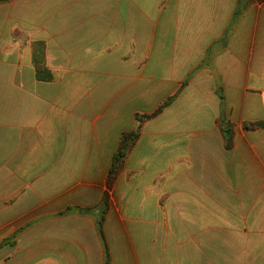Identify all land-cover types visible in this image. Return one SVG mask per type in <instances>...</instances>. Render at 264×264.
Masks as SVG:
<instances>
[{
    "label": "crops",
    "instance_id": "0c3cea01",
    "mask_svg": "<svg viewBox=\"0 0 264 264\" xmlns=\"http://www.w3.org/2000/svg\"><path fill=\"white\" fill-rule=\"evenodd\" d=\"M107 251L264 264V0L0 2V264Z\"/></svg>",
    "mask_w": 264,
    "mask_h": 264
},
{
    "label": "trees",
    "instance_id": "16d2710c",
    "mask_svg": "<svg viewBox=\"0 0 264 264\" xmlns=\"http://www.w3.org/2000/svg\"><path fill=\"white\" fill-rule=\"evenodd\" d=\"M5 1H9V0H0V2H5ZM41 45H44V43H42ZM35 54H36V51H35ZM35 63L37 65L38 76L40 77V79L47 80V79H51L53 77L52 72L49 70V68L46 65V59H45V55L44 54H41L40 56H35ZM169 101H170V99L165 101L153 113L142 114V115L141 114H137L136 118L142 121L145 118H150L152 116H155L156 114H158L159 112H161L163 110V108L169 103ZM229 126L230 125H226L225 126V130ZM255 126H257V124H255V123H247V124H245L246 128H253ZM230 136H232V132H231ZM112 174H113V176L111 177V180L109 182V186L112 185V181H113V179L116 176V171L113 170ZM102 205H103V213H102L101 217L98 220V229H99V232H100L101 236L104 238L105 214H106V212H107V210L109 208V193L108 192H105V196H104ZM105 264H110V255H109L108 251H107V255H106Z\"/></svg>",
    "mask_w": 264,
    "mask_h": 264
}]
</instances>
